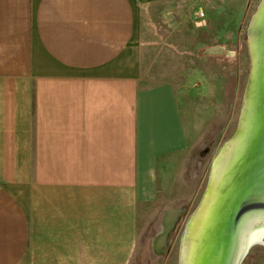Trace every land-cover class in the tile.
I'll use <instances>...</instances> for the list:
<instances>
[{
	"label": "crops",
	"instance_id": "0c3cea01",
	"mask_svg": "<svg viewBox=\"0 0 264 264\" xmlns=\"http://www.w3.org/2000/svg\"><path fill=\"white\" fill-rule=\"evenodd\" d=\"M184 3L0 0V264H129L195 136L176 82L145 86Z\"/></svg>",
	"mask_w": 264,
	"mask_h": 264
},
{
	"label": "rangeland",
	"instance_id": "374dc122",
	"mask_svg": "<svg viewBox=\"0 0 264 264\" xmlns=\"http://www.w3.org/2000/svg\"><path fill=\"white\" fill-rule=\"evenodd\" d=\"M262 1L248 0L246 10L229 15L222 10L229 6L224 0L206 4L205 0H185L180 16L173 20L162 16L161 26L171 23L180 43L163 51L153 68H148L147 56L145 86L165 75L176 82L195 136L187 156L175 158L168 166L166 203L144 221L145 234L129 264H179L187 222L203 199L214 160L239 125L252 69L247 29ZM237 5L243 7L240 0ZM200 10L204 16L198 14ZM150 21L147 10L143 20L147 35ZM218 46L234 51L235 56H207L206 51ZM242 264H264V245L253 246Z\"/></svg>",
	"mask_w": 264,
	"mask_h": 264
},
{
	"label": "water",
	"instance_id": "95a60500",
	"mask_svg": "<svg viewBox=\"0 0 264 264\" xmlns=\"http://www.w3.org/2000/svg\"><path fill=\"white\" fill-rule=\"evenodd\" d=\"M263 5L264 0L252 16L247 29L252 68L254 66L253 61L256 65V56L258 54L256 49L253 51L256 39H258L259 58L256 70V86L253 88V108L246 144L243 146L240 154H236V157L238 156L237 161L227 175V181L220 191V196L214 197L213 212L204 231L202 246L198 249L194 264H229L233 247L245 245L247 233H253V227L260 225V230L264 229V12L260 24L259 21H255L254 19L256 15L260 18ZM208 53L223 55L225 48L222 46L214 47ZM226 53L232 56L235 55V52ZM252 71L253 69H251L250 79L252 78ZM250 79L246 89L238 128L233 138L222 148L213 162L208 186L199 205V214L203 208L202 202H206L209 190H211L216 181L214 174L216 173V164L219 156L229 144L232 146L233 154L236 144L239 142L238 140L241 139L242 135L247 134L245 111ZM192 218H196V216ZM189 224L190 222L186 228ZM183 240L181 241V248L186 243ZM254 245L252 244L243 256L239 258L240 260L243 258L242 262ZM181 254L182 251L180 249L179 264H182Z\"/></svg>",
	"mask_w": 264,
	"mask_h": 264
},
{
	"label": "bare ground",
	"instance_id": "6f19581e",
	"mask_svg": "<svg viewBox=\"0 0 264 264\" xmlns=\"http://www.w3.org/2000/svg\"><path fill=\"white\" fill-rule=\"evenodd\" d=\"M262 7H263L262 14L260 18H258L257 15L254 17L255 21H259V24L262 20V16L264 12V5ZM259 24H258V27H259ZM257 41L258 39L255 40V48H253V51H255L256 49V52H258L256 56V65L253 61V64H254L252 68L253 74H252V78L250 79V84L247 90V102H246L247 106H246V111H245L246 123H247L246 124L247 134L242 135L241 139L238 140L239 142H237L236 149L233 152V154H232V146L231 144H229L224 149L222 154L219 156L217 160V164H216L217 166L215 170L216 173L214 174L216 178V181L214 182V186H212L211 190H209L206 202H202L203 208L200 214H199L200 207L198 206L199 209L197 208L195 210V212L192 214V216L187 222V224L189 222L190 224L185 229L184 235L182 237V239H184L183 241L186 242L185 245L181 248L182 264H194L196 257H197L198 249L202 246L204 231L208 225L210 216L213 212L214 197L220 196V191L226 184L227 177H228L227 175L229 171L234 167L235 162L237 161L238 156L236 157V154L238 153L239 155L240 151L243 150V146L246 144L249 123H250V118H251V113H252V108H253V88L256 86V70H257V64H258V58H259ZM197 214L199 215L197 216ZM193 216H196V218H192ZM191 219H192V222H191ZM252 244L264 245V229L260 230V225L253 227V233H247V239H246L245 245L233 247L232 257L229 261V264H236V262H238L237 264L243 263L242 262L243 258L241 260L239 258L243 256V254L248 250L250 246H252Z\"/></svg>",
	"mask_w": 264,
	"mask_h": 264
},
{
	"label": "built area",
	"instance_id": "2783aa9c",
	"mask_svg": "<svg viewBox=\"0 0 264 264\" xmlns=\"http://www.w3.org/2000/svg\"><path fill=\"white\" fill-rule=\"evenodd\" d=\"M201 16H204V13L203 12H201Z\"/></svg>",
	"mask_w": 264,
	"mask_h": 264
}]
</instances>
